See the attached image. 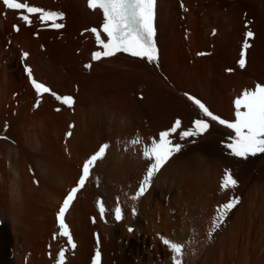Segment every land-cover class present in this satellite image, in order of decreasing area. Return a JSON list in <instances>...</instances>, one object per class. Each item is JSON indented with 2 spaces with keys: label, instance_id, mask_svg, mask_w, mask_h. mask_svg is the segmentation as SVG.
Here are the masks:
<instances>
[{
  "label": "bare ground",
  "instance_id": "bare-ground-1",
  "mask_svg": "<svg viewBox=\"0 0 264 264\" xmlns=\"http://www.w3.org/2000/svg\"><path fill=\"white\" fill-rule=\"evenodd\" d=\"M229 1L158 0V62L149 64L145 59L116 54L92 62L90 71L84 64L91 62V52L96 46L93 37L82 36L81 31L98 26L101 16L86 7V0H27L30 5L62 9L67 13L63 31H41L38 39L33 37L36 27L21 25L15 34L12 25L17 21L16 15L0 2V135L7 123L10 127L7 135L17 143L0 140V201L7 209L16 253L22 232L21 215L16 211L19 195L22 189L33 186L29 181V161L35 179L51 184L46 207L43 214L40 212L39 230L44 241L30 264H51L60 245L56 236L58 208L76 184L83 162L101 143L107 142L111 146L106 157L97 163L67 215L79 243L76 257L68 264L90 261L95 229L102 237L103 264H119V251L124 253L126 261L137 258L139 264H152V259H139L150 239L154 241L160 263L170 264L162 247L155 243L156 236L162 233L176 241L186 240L192 223L198 224L200 232L191 231V249L185 264H264V190L261 186L264 178L251 173L259 168L257 171L264 177V164L254 163L252 156L242 159L231 155L226 145L234 134L210 118L209 130L200 136L185 140H180L178 133L173 136L174 143L182 145L181 151L154 177L148 193L139 200L137 218L133 219L128 211L121 224H114L112 220L106 225L100 221L96 225L90 223V216L96 214L97 198H104L110 210L114 209L117 198L128 207L129 196L145 175L148 162L133 147L124 151L128 141L139 136L149 143L178 119L181 130H187L195 119L205 118L185 94L198 98L220 118L233 121V99L258 83L264 85V0ZM183 2L189 7V13L182 8ZM245 11L248 16L244 20ZM248 21L250 25L246 27ZM187 29L191 30L192 44L188 42ZM212 30L219 33L215 39L210 37ZM248 31L254 36L248 40L251 47L247 50L245 67L241 68L238 60ZM60 33L64 37L59 38ZM21 50L29 52L27 62L37 80L61 95L74 96L73 114L64 107L59 113L53 112L58 105L50 96L44 97L39 109H33L37 97L28 78L24 79V69L21 71ZM204 51L205 57L196 56ZM159 73L168 77L169 82ZM126 91L134 93L141 106L138 111L136 104L133 110ZM72 123V137L66 140ZM146 124L152 131L142 133L140 128ZM219 156L228 158L227 162L239 173L241 183H245L244 188L249 187L242 206L226 222L227 228L217 232L212 241L205 224L213 221V208L228 202L232 191L221 189L225 160L219 158V161ZM249 179L252 181L247 185ZM128 226H135L136 234L130 236L126 232ZM112 252H116L114 256ZM26 253L24 250L22 258H16V264H24Z\"/></svg>",
  "mask_w": 264,
  "mask_h": 264
},
{
  "label": "snow or ice",
  "instance_id": "snow-or-ice-1",
  "mask_svg": "<svg viewBox=\"0 0 264 264\" xmlns=\"http://www.w3.org/2000/svg\"><path fill=\"white\" fill-rule=\"evenodd\" d=\"M8 10L20 12L19 18L28 26L33 24V17H36L42 25H47L54 29L64 27L62 21L64 15L61 12L45 10L38 6H32L27 0H0ZM88 7L92 10H100L103 17L102 33L106 35V40L101 38V31L92 28L90 31L95 35L96 43L101 47V51L92 54V60L98 61L102 58L113 57L117 53H127L132 57L146 59L148 62L158 60V49L155 40L156 29L154 27L156 0H88ZM14 29L19 31V27L14 25ZM254 34L251 31L246 33V38L242 45L240 59L238 61L241 68L245 67L247 50L251 47L248 40ZM28 54L24 53L26 57ZM85 67H91L86 65ZM33 88L37 95L51 93L57 101L68 107H72L74 100L70 95L60 96L43 83L32 79L31 69H26ZM188 99L199 109L205 118H197L193 121L191 128L181 130V121L178 119L174 125L165 131H161L158 138H152L149 143H145L139 136L133 138L129 143L133 146L141 145L142 157L148 162L145 175L139 182L138 190L129 197L133 201L132 213L136 214L135 202L143 197L153 184L154 177L172 156L181 151L182 145L174 143L173 136L178 133L180 140L189 137H197L209 130V118L220 125L226 126L234 134L230 137V142L226 147L230 150L231 155L248 159L250 156L264 154V85L256 84L253 89H246L234 101L235 119L227 121L213 114L208 107L199 99L188 96ZM59 110V109H57ZM178 130H180L178 132ZM107 143L99 147L82 166V175L79 178L78 185L73 187L63 201L59 209L57 220L59 224V236L66 237L68 245L75 249L69 227L65 222V214L69 209L72 201L76 198L77 193L85 187L90 178L91 169L96 162L102 160L106 154ZM238 181L233 177L229 170H225V175L221 182V189L228 190L235 188ZM240 203L239 198H233L228 202L220 205L216 210V216L212 221V229L209 232H215L223 224L228 213ZM98 211L101 219L106 215V207L102 201L98 202ZM116 221L123 219V211L119 199L113 210ZM95 222V221H94ZM129 231L133 229L129 228ZM163 245L167 246L171 252L173 264H182L184 255V245L175 243L167 238L161 237ZM65 251L60 250L58 253L57 264H65ZM101 254L97 250L93 264H100Z\"/></svg>",
  "mask_w": 264,
  "mask_h": 264
},
{
  "label": "rangeland",
  "instance_id": "rangeland-1",
  "mask_svg": "<svg viewBox=\"0 0 264 264\" xmlns=\"http://www.w3.org/2000/svg\"><path fill=\"white\" fill-rule=\"evenodd\" d=\"M236 0H230L229 1V3L230 2H235ZM228 2V1H227ZM182 8H183V6H182ZM185 11V10H184ZM186 13V12H185ZM247 16H248V12L247 11H245L244 12V20L247 18ZM248 25V26H247ZM249 25H250V21H248V22H245V26L246 27H249ZM187 31V30H186ZM213 31L214 30H212V32L210 33V37L212 38V39H215V37L219 34L218 32H217V30H216V35H213ZM224 31H227V29H225ZM222 34V33H221ZM189 37H191V35L189 36ZM252 39V38H251ZM250 40V39H249ZM189 43L190 44H192L193 43V40H191V39H189ZM211 55L213 54V50L211 49ZM78 52V51H77ZM205 52V51H204ZM79 53V52H78ZM200 57H205V56H200ZM23 70V68H22V66H21V71ZM22 73H23V76H24V79L26 80V75H25V73L22 71ZM160 74V73H159ZM160 76L162 77V78H164V79H166L165 81H168L169 82V79H168V77H166V76H164L163 74H160ZM251 80H253V78H248V81H251ZM112 86H115L116 84H115V81L114 80H112ZM250 84V83H249ZM248 85V84H247ZM245 86V85H244ZM244 88V87H243ZM25 90H26V88H24V92H25ZM127 93H126V95H127V98H129V101L134 105H132V107H133V110H135V106H136V108H137V111H138V109H140V105L138 104V100H137V98L134 96V93L132 92V91H126ZM192 95V94H191ZM133 97V98H132ZM132 99H134V100H132ZM134 102V103H133ZM136 104V105H135ZM139 107V108H138ZM54 109V108H53ZM53 112H54V110H53ZM147 126H141V128H140V131L142 132V133H147V132H150V131H152V128H151V126L150 125H148V124H146ZM14 141V140H13ZM16 142V141H15ZM17 144V143H16ZM227 148V147H226ZM228 149V148H227ZM229 150V149H228ZM230 151V150H229ZM259 154H257L256 156H250L251 157V160L253 159H255L254 160V163H257V162H263L262 163V165L264 164V154L262 155L261 154V156L260 157H263V160H262V158H260L259 156H258ZM257 157H259V158H257ZM218 159L219 158H221L220 156L219 157H217ZM217 159V160H218ZM256 159H259V160H256ZM261 159V160H260ZM225 160V161H224ZM219 161H220V159H219ZM221 161H224V166L222 167V169H221V171H222V173H221V177H220V179H221V182H222V179H223V177H224V173H225V170H229L230 172H231V174L233 175V177L238 181V185H237V187H235V188H230V189H232V191H234V189H236L235 191L237 192V194H236V196H235V191L234 192H232L230 189V194H229V198L230 199H228V201L229 200H231L232 199V197H234V198H239V200H240V203L234 208V209H232L229 213H228V215L226 216V218H225V220H224V222H223V224H221V226L217 229V231H216V233L218 232V233H220L222 230H223V228H227V223L226 222H228L229 223V220H230V218H232L233 216L232 215H234V211H236L235 209L238 207L239 209H240V207L242 206H240V204H243V203H241V202H243L244 201V199H245V194H246V192H247V190H248V188L247 187H249V186H247L246 187V185H245V188H244V184H242L241 183V179L239 178V173H237L236 172V170L234 169V166L233 165H230V163L229 162H227L228 161V158H227V160L224 158L223 159V157L221 158ZM226 162V163H225ZM29 163H30V166L32 165V163L29 161ZM227 163H229L228 165H227ZM227 165V166H226ZM255 167V164L254 165H252V167ZM31 169L30 170H33L32 169V167H30ZM250 169L252 170L253 168H251L250 167ZM258 169V171H259V168H257ZM257 169L256 168H254L253 170H252V176H256L257 178H264V177H262L263 175H261L260 173L261 172H258L257 171ZM35 174V173H34ZM246 176L248 177L249 176V171L247 172V174H246ZM34 178H35V175H34V177L33 176H31L30 175V179H29V181L30 182H32V184H33V186L31 185V187L30 188H25V189H22V192L20 193V195H19V200H18V204H17V214H20L21 215V222H22V227H23V229H24V232H23V229H22V227H21V230H22V232L19 234V237H18V241H17V243H18V249H19V251L16 253L15 252V249H16V246L14 245V243H15V237H14V235L12 234V228H11V226H10V221H8V217H7V209H6V207L4 206V204L0 201V220H2L3 218H5V219H3L2 221L4 222L3 223V225H2V227H0V264H16V260L17 259H21L22 257V253H24V250H25V252H27L26 253V257L24 258V264H30V262H31V259H32V257L34 256V254L37 252V250H38V247H39V245L41 244V243H43V237H42V235H41V232H40V230H39V226H40V223H41V219H42V214H43V211H44V209H45V207H46V203H47V201H48V193H49V187L51 186V184H50V182H48V181H43V182H39V185L36 187L35 185H34V182H33V180H34ZM249 181V182H248ZM250 181H252L251 179H249V180H247V182H246V184L247 185H250ZM263 181V180H262ZM262 183H264V181L262 182ZM261 186H263L262 187V189L264 190V185H261ZM241 187H242V189H243V191L244 192H242L241 190ZM240 188V189H239ZM247 189V190H246ZM241 192H240V191ZM227 192H228V190H227ZM238 192H239V194H238ZM257 192V193H256ZM255 192V194H256V197H258V195H259V192L258 191H256ZM148 193V192H147ZM146 193V194H147ZM234 193V194H233ZM242 193V194H241ZM244 194V195H243ZM232 195H234V196H232ZM145 197V196H144ZM244 198V199H243ZM40 200H43V201H40ZM45 200V201H44ZM44 202V203H43ZM42 205V206H41ZM26 206V207H25ZM216 207V208H215ZM214 208H213V211H214V213H213V215H214V217L216 216V210L218 209V207L217 206H215ZM40 208H42L41 210L42 211H40ZM237 208V209H238ZM212 211V212H213ZM22 212V213H21ZM40 212H42V214L40 213ZM1 213H3V214H1ZM231 213V214H230ZM2 215H3V218H2ZM4 215H5V217H4ZM40 217V218H39ZM34 218V219H33ZM6 219H7V222H6ZM31 219V220H30ZM30 220V221H29ZM23 223H24V225L26 226H24L23 225ZM206 229L207 230H209L210 228H212V222H207L206 224ZM205 225H203V226H205ZM201 230V229H200ZM191 231H193V232H195V233H199L200 231H199V227H198V224H194V223H192V224H190V226H189V236L187 237V239L186 240H180L179 242H184V241H190V234H191ZM220 231V232H219ZM126 232H128V231H126ZM36 233V234H35ZM216 233H214V236H213V240H214V238H215V234ZM130 234V233H129ZM133 234H136V231L133 233ZM36 235V236H35ZM130 236H131V234H130ZM29 237V238H28ZM37 237V238H36ZM22 238V239H21ZM34 238V239H33ZM29 239V240H28ZM212 240V241H213ZM238 240H240V239H238ZM30 242V243H29ZM153 242L154 241H152L151 239L147 242V247L145 248V247H143L142 248V251H143V253L142 254H140V257H139V259L140 260H149V259H152L153 260V263L152 264H155V262H156V264L159 262V264H161L160 263V261H159V258L157 259V257H158V255H156L157 253H156V249H155V247H154V245H153ZM21 243V244H20ZM23 243H24V245H23ZM156 244H158L159 246H161L162 247V249H161V251H162V253L164 252L165 253V255H166V259L168 260V252H167V250H166V248L165 249H163V246L160 244V242H159V240L157 239V236H156V242H155ZM27 245V246H26ZM20 248H22V249H20ZM26 248V249H25ZM191 249V248H190ZM31 252V254H30V256H29V253ZM20 253V254H19ZM116 253V252H115ZM115 253L114 252H112V256H114L115 255ZM163 253V254H164ZM17 254H18V256H17ZM128 254H130V252H128ZM134 255H136V254H134ZM163 257V256H162ZM17 258V259H16ZM164 258V257H163ZM125 260V256H124V253L122 252V251H119L118 252V261H119V264H139V261H138V259L136 258V259H134V258H132L133 260V262H129V261H124ZM123 260V261H122ZM157 260H158V262H157ZM263 260H264V258H263ZM263 260H261L262 262H263ZM169 261V260H168ZM27 262V263H26ZM261 262V263H262ZM186 263V262H185ZM209 264H211V262L209 263Z\"/></svg>",
  "mask_w": 264,
  "mask_h": 264
}]
</instances>
